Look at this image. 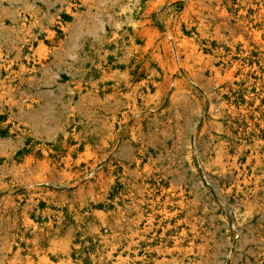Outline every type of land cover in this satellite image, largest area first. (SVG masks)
<instances>
[{"label":"rangeland","instance_id":"374dc122","mask_svg":"<svg viewBox=\"0 0 264 264\" xmlns=\"http://www.w3.org/2000/svg\"><path fill=\"white\" fill-rule=\"evenodd\" d=\"M0 264H264V0H0Z\"/></svg>","mask_w":264,"mask_h":264},{"label":"bare ground","instance_id":"6f19581e","mask_svg":"<svg viewBox=\"0 0 264 264\" xmlns=\"http://www.w3.org/2000/svg\"><path fill=\"white\" fill-rule=\"evenodd\" d=\"M148 38V37H147Z\"/></svg>","mask_w":264,"mask_h":264}]
</instances>
